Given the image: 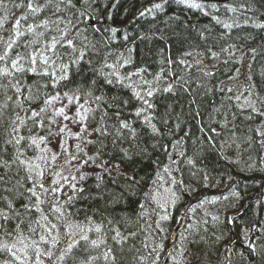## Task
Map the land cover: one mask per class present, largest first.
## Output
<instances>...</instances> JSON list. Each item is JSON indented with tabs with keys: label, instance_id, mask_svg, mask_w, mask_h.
<instances>
[{
	"label": "trees",
	"instance_id": "1",
	"mask_svg": "<svg viewBox=\"0 0 264 264\" xmlns=\"http://www.w3.org/2000/svg\"><path fill=\"white\" fill-rule=\"evenodd\" d=\"M186 1L199 8L117 0L109 18L113 0H31L36 13L30 0H0V227L9 242L38 250L28 264H181L190 253L167 249L177 216L198 226L196 257L225 252L233 264L240 251L241 263L264 264L254 261L264 245V0ZM62 95L102 101L85 119L84 146H63L55 162L46 104ZM83 159L125 174L89 178L75 198L56 202L89 236L44 253L40 239H64V224L53 210L32 217L31 198L62 179L47 167ZM27 167L38 172L29 177ZM154 190H167L171 211L152 210ZM225 195L235 197L248 245L222 215ZM0 246V264H9Z\"/></svg>",
	"mask_w": 264,
	"mask_h": 264
},
{
	"label": "rangeland",
	"instance_id": "2",
	"mask_svg": "<svg viewBox=\"0 0 264 264\" xmlns=\"http://www.w3.org/2000/svg\"><path fill=\"white\" fill-rule=\"evenodd\" d=\"M226 0H221V3H224ZM204 3H207V1ZM215 3V2H211ZM242 85H240L239 90H242ZM63 98V99H61ZM91 101L88 102H82L79 101L80 98H76L69 95H62L57 96L49 100L46 104V108L49 107L51 114L49 113L52 118H46V124L49 126V135L48 139L49 141H55L56 145L49 144L51 146L52 151H50L51 158H55L57 152L61 150L63 147L64 149H72V148H82L85 143V138L87 139V135L90 133V128L85 126V119L92 111L95 109V103L101 102V97L95 96V97H89ZM87 101V100H86ZM76 129V130H75ZM50 143V142H49ZM54 146H56V149H54ZM69 164H62L60 163V173L59 176H61L63 179L56 183L57 187L64 188L66 192H69L71 188L80 189L81 185L87 181L89 178L98 179L102 175L111 176L116 173L118 174H125L120 169H117V167H110L107 165H104L103 163L96 162L92 159H89V161L86 160H80V161H69L66 162ZM63 166V167H62ZM162 189V188H159ZM163 194L160 195L159 201L162 203L170 204L171 198L169 196V193L167 190H162ZM223 206V213L222 215L224 217H227V221H235L237 225L229 226L233 229V232L235 233L236 228H238V235L240 236L241 230L242 235L241 242H243L245 245H248L246 242L247 238V229L245 226H241L238 224L239 215L240 212L237 211V204L235 203V197H232L231 195H225L224 200L220 203H217ZM216 205V204H213ZM213 213L211 212V218H212V224L214 226V223L218 226H220V220L216 216V210L214 207H212ZM222 210V209H221ZM231 214V216H230ZM222 217V218H224ZM232 221V222H233ZM193 224H190L191 226ZM231 225V224H230ZM243 227V228H242ZM198 226L194 225L190 230L188 231V235L184 236V240H188V242L185 243L183 246L184 249H186L190 255L183 251L184 260H192L187 261L186 264H229V261L231 260L230 257L225 256L230 253L223 252L220 255H224L223 258H220L219 260L213 259V262L210 260L211 255H209V258L206 259L204 256L200 255L198 257L196 253L197 251L195 249L196 241L197 243H200L198 239H201V237H196L198 234ZM176 237V236H175ZM174 237V241H175ZM196 237V239H194ZM213 239H215L219 244L228 242V245H232L234 240L229 239L227 236L221 237L219 235L217 236H211ZM237 241V239H235ZM173 241V242H174ZM200 249V248H199ZM242 255V254H239ZM260 255L264 256V245L263 246H257L254 247V261L260 259ZM180 260V257H179ZM264 261V260H263ZM181 262V260H180ZM240 261H237L233 264H240ZM242 264V263H241ZM244 264V263H243ZM250 264V263H248Z\"/></svg>",
	"mask_w": 264,
	"mask_h": 264
},
{
	"label": "bare ground",
	"instance_id": "3",
	"mask_svg": "<svg viewBox=\"0 0 264 264\" xmlns=\"http://www.w3.org/2000/svg\"><path fill=\"white\" fill-rule=\"evenodd\" d=\"M166 1H168L167 4L171 3L172 5H175V6L177 4H181L183 6H189V7L194 6V8L195 7L199 8L197 3L196 4L189 3L186 0H166ZM116 2L117 0H113L112 2V5L109 9V16H108L109 18H110L111 13L113 12ZM197 2L199 3V1ZM207 2L211 3L209 0ZM215 3H219V1ZM165 6L166 5H163V7ZM166 9H167L166 7L162 8L161 12H164ZM37 172L38 171L32 169V167L25 168V173L29 177L32 175H36ZM45 173L48 175L49 174H60V170L57 166H52V167H47V169L45 170ZM38 178L42 179V175H40ZM46 178L47 176L44 177L43 180L45 181ZM60 180L62 179H60L59 177H56L54 179L55 185H52V181L49 185L47 184L42 185V187H40L38 191V195L31 198L33 202V207H32L33 216L32 217L39 218L43 214L49 216L50 211L53 210L56 218L61 219L62 223L64 224V230H65L64 239L58 238L56 236L52 237L50 240L47 238L40 239L41 245L46 247V250L44 251V253H48L49 248L56 242L59 244L61 243V245H65V246L69 244L70 245L69 249H72L75 247H81L82 242L86 241L89 236L88 235L89 228L83 229L78 226H73V225L71 226L68 218L64 215V213H62L59 208H56V204H57L56 202H60L63 199L72 200L76 196L73 193V191L76 190V188H71L69 192H66L64 188L57 187L56 183L59 182ZM46 185L52 186L50 189L51 192L47 190ZM151 196H153V198L150 197L148 200H150L151 202V205H152L151 208L153 211L155 212L159 211L160 213L161 211L164 213V211L166 210L171 211L172 208L170 207L171 206L170 204L162 203L158 200L159 193L157 190L151 191ZM177 218L180 220V223L178 227L175 230H173L175 233H177L175 237V242L170 244L167 249H170L173 244H174L173 247L176 250L184 249L183 246L185 245L186 242H188V240H184L183 237L188 235V231L190 230V228H192L194 225H197L193 221H189L187 218H183L181 216H177ZM190 224H193V225L189 226ZM214 225L216 228V224ZM9 237H10V233H7L5 229L0 227V245L4 246V251H5L6 256L7 254H9L10 256L9 259L11 260V262L9 264H28V260L37 258L38 250H35L33 247H31L28 244H23V243H18V242H9ZM238 253L241 254L240 251H238ZM242 256L243 255H238L236 261H239V258H242ZM217 258H221V257H217ZM181 264H186V261L182 260ZM245 264H248V262Z\"/></svg>",
	"mask_w": 264,
	"mask_h": 264
},
{
	"label": "snow or ice",
	"instance_id": "4",
	"mask_svg": "<svg viewBox=\"0 0 264 264\" xmlns=\"http://www.w3.org/2000/svg\"><path fill=\"white\" fill-rule=\"evenodd\" d=\"M27 7H28L29 9H31L32 13H36V12L40 11V9H39L38 7H33V6H32L31 0H30V2H29V4H28ZM156 7H159V5H156ZM20 23H21V21L18 19V20L16 21V27H17V29H19ZM47 24H48V22H47V21H44L43 26L46 28V27H47ZM28 31H29V32H32V31H33V29H32L31 26H29ZM23 34H24V33L20 32L19 30H17V32H16V35H17V36H21V35H23ZM63 40H64V35H61V37H60L59 40H58L55 36H53V37H52V41H51V43H50V45H49V49H48V50H53V51H54L55 48H56V46H57V44H61V41H63ZM72 43H73V41H72L71 39H68V40H67V44H68L69 46H71ZM8 46L11 47V44H9ZM61 46H62V45H61ZM2 59H4V57L0 56V60H2ZM43 62H44V63H47V59H44ZM32 63H33V64L36 63V59H35V57L32 58ZM15 66H16V61H13V67H15ZM149 95H151V93H149ZM41 111H43V109H41ZM34 115H35V113H34ZM41 187H42V185H41ZM33 195H35V193H33ZM45 219H46V218H45ZM53 227H55V225H53ZM41 239H43V237H42Z\"/></svg>",
	"mask_w": 264,
	"mask_h": 264
}]
</instances>
